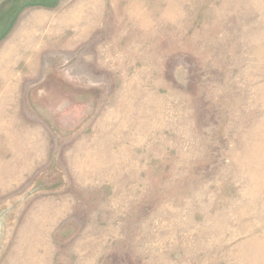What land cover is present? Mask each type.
I'll return each instance as SVG.
<instances>
[{
  "label": "rangeland",
  "instance_id": "1",
  "mask_svg": "<svg viewBox=\"0 0 264 264\" xmlns=\"http://www.w3.org/2000/svg\"><path fill=\"white\" fill-rule=\"evenodd\" d=\"M0 264H264V0H0Z\"/></svg>",
  "mask_w": 264,
  "mask_h": 264
}]
</instances>
